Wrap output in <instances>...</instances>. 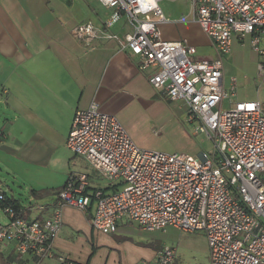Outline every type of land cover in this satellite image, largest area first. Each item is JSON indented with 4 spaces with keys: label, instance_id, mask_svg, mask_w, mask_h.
Returning a JSON list of instances; mask_svg holds the SVG:
<instances>
[{
    "label": "built area",
    "instance_id": "1",
    "mask_svg": "<svg viewBox=\"0 0 264 264\" xmlns=\"http://www.w3.org/2000/svg\"><path fill=\"white\" fill-rule=\"evenodd\" d=\"M113 12L111 25L124 16L131 30L121 37L104 33L90 22L72 26L83 41L105 35L119 49L138 57L148 83L169 99L183 101L193 133L204 132L211 152L198 155L163 152L139 146L116 115L95 102L76 108L66 146L84 158L114 189L91 187L83 172L71 173L56 192L50 214L25 217L46 205L28 197L26 204L6 201L0 189V247H10V264H37L54 256L53 240L62 224V209L89 210L93 229L113 233L122 219L147 231H200L209 264H264V112L255 99L236 100L221 109L228 92L222 59L232 39H249L257 54V77L264 79V0H190L191 18L214 51L210 60L195 58L196 48L183 39L161 38L167 21L159 0H99ZM192 59H191V58ZM230 88L237 85L231 76ZM175 250L164 246L152 260L137 264H173ZM61 264H73L58 254ZM29 262V261H28Z\"/></svg>",
    "mask_w": 264,
    "mask_h": 264
},
{
    "label": "crops",
    "instance_id": "2",
    "mask_svg": "<svg viewBox=\"0 0 264 264\" xmlns=\"http://www.w3.org/2000/svg\"><path fill=\"white\" fill-rule=\"evenodd\" d=\"M112 12L113 8L99 0H0V175L7 174L13 183L27 189V198L46 205L39 212L25 211V217L48 216L56 192L76 171L86 173L91 187H116L66 146L76 108L95 102L100 110L116 115L132 139L127 119L135 112H147V105L158 114L165 109L164 102H172L187 114L183 101L167 98L148 83L149 69L140 70L138 57L119 49L117 39L100 35L83 41L69 32L76 24L90 22L104 33L121 37L131 26L124 16L106 25ZM160 32L165 41L185 39L194 45L196 52L203 53L196 59L214 57L209 39L192 18H167L160 24ZM237 41L234 37L231 45ZM208 46L211 56L206 54ZM227 56L222 59L224 75ZM226 83L224 78V87L234 93L236 87L231 89L230 81ZM182 152L200 153L192 145ZM79 157L96 177L82 168ZM97 178L107 184L97 186L93 183ZM18 204L24 203L18 199ZM74 208L62 209V224L53 240L54 256L37 264H61L58 254L73 264H137L154 258L157 249L134 244L121 235L134 222L122 219L115 232L102 233L90 225V208L87 217ZM171 230L176 229L160 232ZM170 247L175 249L173 264H209L204 234L185 243L175 241ZM10 252V247H0V264H10Z\"/></svg>",
    "mask_w": 264,
    "mask_h": 264
},
{
    "label": "rangeland",
    "instance_id": "3",
    "mask_svg": "<svg viewBox=\"0 0 264 264\" xmlns=\"http://www.w3.org/2000/svg\"><path fill=\"white\" fill-rule=\"evenodd\" d=\"M158 4L168 19H191L190 0H159ZM209 48V46L206 47L208 51L206 53L207 56H211ZM202 54L197 51L195 58H201L200 56ZM256 58V54L252 50L247 37L242 42L237 41L231 46V51L227 59L224 60V78L228 83L231 76H236L237 85L232 94L229 86H225L228 94L221 103V109H229L231 103L236 100L255 99L260 102L261 109L264 112V79L257 77ZM164 103L165 109L163 111L160 110L158 114L156 111H150L151 109L147 105V112H135L133 115H130L127 121L132 130L130 132H132L134 141L143 148L163 152L186 151V147L189 145H192L197 153L202 151L211 152L213 148L212 141L204 132L193 133L194 122H190L187 119L185 110L179 111L172 102L166 101ZM172 114L174 115L172 116ZM79 161L82 164V168L84 166L92 172L86 162L81 160L80 157ZM92 175L96 177L94 171ZM93 183L97 186H105L107 181L102 178H97ZM0 184L7 194L13 195L26 204L28 191L25 187L19 186L18 183H13L5 173H1L0 175ZM74 209L80 210L78 208ZM81 211L86 215V211ZM73 215L76 216L78 221H83V218L79 214ZM0 220H5L2 213H0ZM83 222L86 223L85 220ZM121 235L125 240L149 247L152 250L157 249L156 251L164 246H174L175 241L185 243L195 239L197 236H203L200 231L171 230L167 233H161L160 231L150 232L141 229L136 223H130ZM62 256L66 257L65 255Z\"/></svg>",
    "mask_w": 264,
    "mask_h": 264
},
{
    "label": "trees",
    "instance_id": "4",
    "mask_svg": "<svg viewBox=\"0 0 264 264\" xmlns=\"http://www.w3.org/2000/svg\"><path fill=\"white\" fill-rule=\"evenodd\" d=\"M102 188H104V187H102ZM0 189H1V187H0ZM5 197H6V201L7 202L16 204L17 206L19 205L18 204V199L15 198L14 196L5 193Z\"/></svg>",
    "mask_w": 264,
    "mask_h": 264
}]
</instances>
